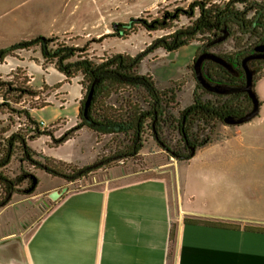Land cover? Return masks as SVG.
<instances>
[{"label":"trees","instance_id":"trees-1","mask_svg":"<svg viewBox=\"0 0 264 264\" xmlns=\"http://www.w3.org/2000/svg\"><path fill=\"white\" fill-rule=\"evenodd\" d=\"M182 17L189 19L187 25L179 26ZM147 31L166 30L136 55L114 53L95 57L90 54V42L83 46L70 45L58 35H38L0 48V65L19 51L39 49L46 62L52 64L68 79L82 76L80 82L83 97L80 99V121L56 137L54 131L45 127L34 114L48 103H38L44 91L32 84L31 76L22 67H16L8 74L0 73V210L7 206L13 195H30L38 187L39 178L33 169H43L54 177L67 182L87 177L105 166L113 157L102 161L98 167L86 169L55 159L39 152L32 143L41 137H50L53 147H58L73 138L83 127L100 134L123 135L127 140L119 145L116 157L134 158L144 147L145 135L150 132L159 144L177 160L192 158V148L200 149L217 137L214 132L228 116H242L252 108L247 92L219 94L204 88L195 77L193 101L181 107L180 94L185 82L160 87L150 73H141L144 59L157 49L176 51L193 41L201 42V51L217 53L226 58L240 75L235 76L227 68L212 60L203 64L204 75L212 82L241 85L246 80L243 60L256 48L264 45V0H228L224 3L213 0H195L187 8L166 10L160 17L152 19L137 17L128 22H116L112 31L92 39L101 43L107 38L127 39L140 29ZM228 40L234 42L228 52L216 51ZM256 70L254 82L264 76V63H248ZM99 78L91 103L89 118L83 116L84 102L93 82ZM237 82L239 84H237ZM61 83L55 87L59 88ZM131 93L117 103H111L114 95ZM261 103V102H260ZM181 107V108H180ZM176 109L177 113L172 112ZM176 133L180 141L175 147L168 145L165 131ZM19 162L18 169L8 171ZM12 197L9 198V195ZM186 223L219 226L230 229L240 225H228L200 218H186ZM245 230L264 232V226L245 225ZM171 238L176 235L174 228Z\"/></svg>","mask_w":264,"mask_h":264},{"label":"crops","instance_id":"crops-1","mask_svg":"<svg viewBox=\"0 0 264 264\" xmlns=\"http://www.w3.org/2000/svg\"><path fill=\"white\" fill-rule=\"evenodd\" d=\"M2 1L10 0H0V16ZM25 67L31 70L30 65ZM77 82L79 104L83 93ZM189 83L192 92L196 86L186 82L180 94L182 107L192 103L183 101ZM255 90L261 102L257 117L219 126V137L177 164V199L163 177L128 180L131 173L112 171L101 186L67 188L28 240L12 228L26 225L17 220L21 209L13 200L0 210V264H264V232L244 228L264 226V76ZM92 159L89 155L65 162L84 166ZM65 186L54 185L48 192ZM186 218L240 228L190 224ZM172 225H179V237L171 238Z\"/></svg>","mask_w":264,"mask_h":264},{"label":"rangeland","instance_id":"rangeland-1","mask_svg":"<svg viewBox=\"0 0 264 264\" xmlns=\"http://www.w3.org/2000/svg\"><path fill=\"white\" fill-rule=\"evenodd\" d=\"M193 1L195 0L2 1V6L5 7L2 8L0 16V47L21 39H29L44 34L46 36L58 35L70 45L83 46L90 42V54L95 57L108 56L114 53L136 55L146 49L154 39L166 35L168 31H147L142 28L127 39L107 38L101 43L92 41V39L99 37L96 32L98 34L102 30L111 32L113 23L128 22L137 17L148 19L160 17L166 10L173 11L176 8H187ZM213 1L224 3L228 0ZM188 23L189 19L182 17L178 25L182 26ZM233 46L234 42L228 40L221 48L215 50L228 52L233 49ZM200 47L201 42L193 41L176 51L168 52L162 48L157 49L144 59L140 72L152 74L161 88L173 85L176 81L186 83L190 80L195 83L191 67L194 65L195 59L202 53ZM25 65H30L31 70L26 68ZM16 67L24 68L31 76L33 86L44 91L38 103H48V105L42 109H35L34 113L43 118V125L53 130L56 137L61 136L80 121V101L78 104L75 99L80 91L77 81L81 82L82 76L65 81V75L52 64L46 62L39 49L19 51L16 56L8 57L4 64L0 65V73L3 75L8 74ZM60 79L63 80L59 81ZM59 82L61 83L60 87H55ZM130 93L131 91L126 89L124 92L112 96L110 102L117 103ZM190 100L193 101V92L189 83L183 92V101L187 103ZM172 112L177 113V110L174 109ZM59 114L61 116L57 118ZM221 125L224 124L220 123L219 126ZM220 134L217 128L214 136L219 137ZM164 138L171 147H175L180 141L178 134H171L167 130L164 133ZM126 143L127 140L123 135L100 134L97 136L93 130L87 127H83L67 143L58 147L51 146L53 142L50 137L46 136L33 142L32 145L37 151L44 150L46 155L69 162L75 159L82 161L89 155H93V159L89 160L87 165L104 161L109 157L115 158L87 177L70 182L67 186H65L68 184L67 180L54 177L43 169L31 168L36 172L40 181L37 190L33 194L13 195L11 201H17V209H21V211L17 210V220L26 223V225H15L12 228L17 227L23 238L28 240L42 216L58 200H54L49 196L48 190L50 187L58 185L57 188L59 189L65 186L71 190H77L101 186L105 184L104 180L108 178L112 171L131 173L132 175L128 180L146 176L163 177L170 184L172 193L177 199L180 179L177 158L171 156L152 137L150 132L145 135L144 147L136 157L128 159L116 157L115 152L119 149L118 146ZM71 165L83 167L79 163H71ZM18 166L19 162L15 161L8 171H14L18 169ZM186 167L187 165L184 167L185 170ZM185 170L182 171L183 176L186 175ZM11 211L13 209L2 216V221L7 219ZM172 227L175 230L174 233L179 237V225H172ZM20 255H23L22 250H19Z\"/></svg>","mask_w":264,"mask_h":264},{"label":"water","instance_id":"water-1","mask_svg":"<svg viewBox=\"0 0 264 264\" xmlns=\"http://www.w3.org/2000/svg\"><path fill=\"white\" fill-rule=\"evenodd\" d=\"M257 51L259 52H263L264 51V45L263 46H259L256 48ZM253 58H264V53L261 54H250L247 57L244 58L243 60V67L245 70V75H246V82L244 85L241 86H233L230 84H226V83H215L210 81L209 79H207V77L204 75V71H203V64L206 60H212L216 63L221 64L222 66H224L225 68H227L230 72H234L235 69L233 67V65L223 56L214 53V52H209V51H205L202 52L195 60L194 62V70L196 73V78L199 81V83L206 88L209 91L215 92V93H219V94H230V93H234V92H247L248 95L250 96L251 100H252V108L245 113L242 116H228L225 119V123L227 125H240L246 122L251 121L252 119H254L255 117H257L259 115L260 112V99L257 95V92L255 90V82H254V75L256 70L251 69L249 67V64L247 63L249 60L253 59ZM99 78H97L92 86L91 89L87 95V98L84 102V107H83V116L87 121H90L89 118V111H90V107H91V103L92 100L94 98L95 95V88L97 83L99 82ZM196 149L193 147L192 148V156L195 154ZM103 162H97L94 163L92 165H88L86 169H91L93 167H98L99 165H101ZM68 187H64L62 191L59 190H55L52 193L49 194V196L52 199H56L58 197H60L64 191L67 190ZM12 197V194L9 195V198Z\"/></svg>","mask_w":264,"mask_h":264},{"label":"flooded vegetation","instance_id":"flooded-vegetation-1","mask_svg":"<svg viewBox=\"0 0 264 264\" xmlns=\"http://www.w3.org/2000/svg\"><path fill=\"white\" fill-rule=\"evenodd\" d=\"M261 53H264V51L263 52H259V51H254V52H252L251 54H261ZM250 55V54H249ZM196 60V59H195ZM231 63V62H230ZM243 63V62H242ZM247 63H264V58H253V59H251V60H249ZM250 67V66H249ZM251 68V67H250ZM251 69H254V68H251ZM255 70V69H254ZM244 72H245V70H244ZM233 74L235 75V76H239L240 75V73L237 71V70H235L234 72H233ZM245 82H246V80L244 81V83L243 84H241V85H244L245 84ZM237 84H239L238 82H237ZM241 85H237V86H241Z\"/></svg>","mask_w":264,"mask_h":264},{"label":"bare ground","instance_id":"bare-ground-1","mask_svg":"<svg viewBox=\"0 0 264 264\" xmlns=\"http://www.w3.org/2000/svg\"><path fill=\"white\" fill-rule=\"evenodd\" d=\"M57 199H59V197H58V198H56L55 200H57Z\"/></svg>","mask_w":264,"mask_h":264}]
</instances>
